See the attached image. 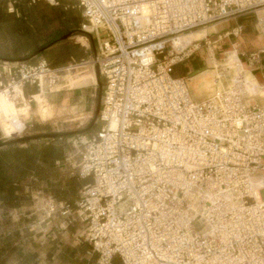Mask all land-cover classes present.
Returning <instances> with one entry per match:
<instances>
[{"label":"built area","instance_id":"built-area-1","mask_svg":"<svg viewBox=\"0 0 264 264\" xmlns=\"http://www.w3.org/2000/svg\"><path fill=\"white\" fill-rule=\"evenodd\" d=\"M78 7L82 30L98 42L81 63L98 65L104 80L101 125L74 136L55 161L88 182L74 204L42 197L48 216L82 224L98 264H264V105L246 102V72L240 61L229 65L228 54L220 75L234 67L229 82L221 86L217 76L219 85L194 99L175 66L201 45L174 46L198 27L249 13L264 29V0H78ZM204 47L219 62L212 42ZM62 70L42 57L0 59V102L24 105L28 86L52 91Z\"/></svg>","mask_w":264,"mask_h":264},{"label":"rangeland","instance_id":"rangeland-1","mask_svg":"<svg viewBox=\"0 0 264 264\" xmlns=\"http://www.w3.org/2000/svg\"><path fill=\"white\" fill-rule=\"evenodd\" d=\"M59 2V5H52L47 0L37 1L38 4L31 7L26 20L29 22L27 31L20 36L11 33V29L18 27L14 22V18L18 17L17 10L14 13L9 12L8 0H0V57L26 58L37 48L68 34L76 26L82 30V24H71L73 18L80 19L81 23L85 22L83 11L78 7V0H59ZM15 7L17 9L18 3ZM18 13L21 14V9ZM250 20L253 22L256 20L255 13L251 14ZM217 23L219 22L198 27L175 39L176 44L184 46L189 43H184L187 39L195 40L201 45L200 49L186 61L175 66V75L193 70L192 73L187 74L192 91L199 90L197 87L199 80L192 77L205 70L213 73L210 93L214 90V79L217 76L220 77L221 82L225 80L224 76L220 75L223 60L216 64L212 62L214 66H218L215 68L204 63V58L207 57L205 41H211L213 47L218 48L215 52L217 59H221L226 56L221 54L223 51L234 50L230 42L240 40L241 36L243 38L246 31L245 29L238 37L229 35L214 42L219 35L230 30L228 28L219 31L216 29ZM60 42L48 52L40 54L57 68H64L59 73V84L52 91L44 89L42 93L34 88L32 90L34 98L29 102L26 96L29 103L25 102L24 105L14 106L12 103H6L5 108L0 107V144L28 136L66 134L56 138L42 137L27 142H15L10 149L7 146L0 149V152L10 150L7 155L11 163L21 162V159L32 155L37 159L34 163L35 168L18 184V198L8 203L0 200V264H98V255L82 237L84 226L79 222L69 223L67 215L61 212L49 217L43 208L42 197L48 196L58 202L67 201L74 204L80 197L82 186L88 180H78L74 174L76 170L68 164L57 165L56 160L43 162L42 156L46 152L42 150L55 147L61 154L59 159H63L65 153L72 150L71 139L74 136L80 133H93L101 125L96 121L93 128L87 130L95 116L100 89L104 86L103 78L101 77L100 85L96 82L94 68L84 62H78L74 69L66 70L68 68L66 62L69 60L66 55L70 51L88 49L86 54L88 57L85 60L92 59L98 48V42L95 37L79 32ZM27 46L32 48L29 51H22ZM189 48L185 52H188ZM229 55L230 52L228 57ZM37 58L39 59L35 57L31 61L34 62ZM230 65L235 64L230 63ZM233 70L234 67L226 77L231 78ZM224 84L226 85L225 82ZM14 123H17V127L9 136L5 133L4 127ZM11 172L14 173L15 169ZM113 264H122V262L119 258H115Z\"/></svg>","mask_w":264,"mask_h":264},{"label":"crops","instance_id":"crops-1","mask_svg":"<svg viewBox=\"0 0 264 264\" xmlns=\"http://www.w3.org/2000/svg\"><path fill=\"white\" fill-rule=\"evenodd\" d=\"M11 1H16L15 4H17V0H8L7 4L9 5V3ZM29 4H32L31 0H29ZM18 11L19 10L17 8V15L19 16L20 14L18 13ZM251 14H253V13L244 14V15L238 16L236 18H231L229 20H224V21L217 23L216 29H218L219 31H224L228 28H230V30L227 31L226 33L222 34V35H219L218 39L215 40L214 42H218L219 40H221L224 37L227 38L229 35H233L231 32L237 26H239V25L244 26V30L246 29V31L243 35V38L241 36V37H239L240 40L237 39L236 42H233V43L230 42L231 47H234V49H236L237 51H234V50H231L232 52L230 50L229 51H223L221 54H228L230 52V55L228 57L230 62L235 63L239 59L241 65H242V68L245 70L247 80L249 81L248 93L245 95L246 102L249 104L264 105V53L261 54L260 59L258 61H256L255 63H250L248 60V54L249 53L264 50V29H260L257 26L256 20L254 22L252 20H250ZM232 22H234V23H232ZM226 24H228V25H226ZM235 37H237V36H235ZM190 41H191L190 39H187V40H185L184 43H188ZM59 43H61V42H59ZM56 44H58V43H56ZM53 46L48 48L46 51H49ZM216 49H218V48H216V46H215L214 47V53H215L216 58H217V53L215 52ZM87 53H88V49H85L83 51H81V50H73L72 51V54L77 59L87 58L88 57V55H86ZM206 55H207V57L204 58V60H205L204 63L207 66L212 67L213 66L212 62L214 64H216L215 59L213 61H211L210 55L208 52L206 53ZM35 57L40 58L42 56L37 55ZM35 57H32L30 59V61L33 60ZM223 59L224 58L217 59V60L221 61ZM49 63L51 65H53L51 62H49ZM185 66L188 67V65H185ZM194 69H196V68H194ZM208 71L209 70H205L202 73H199L196 76L192 77V78L196 77L199 80V82H197V87L199 89L198 92L192 91L190 88V85H189L191 94H192L193 98L196 100L204 99L205 97H207L210 94V90L212 88V83H213V79H212L213 73L208 72ZM192 72H193L192 69L186 70L185 74H182V75L178 74L177 76H186L187 77V74H190ZM229 79L230 78L225 77L224 82L227 84L229 82ZM224 82H221V84L223 86L225 85ZM218 85H219V83H217L214 79V89ZM33 89H34L33 87L28 86L26 88V95L27 96L33 95L34 94L32 92ZM16 127H17V123H14L12 125H6L4 127V131H5V133H7L10 136L12 134V132L15 131ZM2 148L3 147H0V149H2Z\"/></svg>","mask_w":264,"mask_h":264},{"label":"trees","instance_id":"trees-1","mask_svg":"<svg viewBox=\"0 0 264 264\" xmlns=\"http://www.w3.org/2000/svg\"><path fill=\"white\" fill-rule=\"evenodd\" d=\"M17 3H18V7H17L18 10L21 9V14L17 18H14V22L17 23L18 27H16V29L13 28V30L11 29V33H13L14 35L17 34V35L21 36V35H23V33H25L27 31V24L29 22L26 20H28L29 12L32 9L31 7H33L34 5H37L38 3L36 2V3L29 4V0H17ZM19 4L21 7H19ZM71 21H72L71 24H73V25H80L82 22L80 19H77V18H73V19H71ZM13 27H15V26H13ZM71 31H76L79 33H85L80 28H77V26ZM57 39L58 38L54 39L53 41H55ZM53 41H51V42H53ZM48 44H46V45H48ZM46 45H44V46H46ZM44 46L37 48L36 50H34V52L43 48ZM31 48H32V46H30V47L27 46V47L23 48L22 51H29ZM45 52H46V50L43 51L42 53H45ZM33 54L30 55L29 57H32ZM66 56L69 57V60L66 62V65L70 61H75L78 63V62H82L83 60H85V59L75 58L74 55L72 54V51H70L69 54H67ZM29 57H26V58H29ZM0 59L19 60V59H24V58L11 59V58L0 57ZM52 66L56 67L54 65H52ZM93 126H92V128H93ZM27 141H29V140H26L24 142H27ZM4 146H7L10 149V147L14 146V144L10 143V144L0 145V147H4ZM9 151L10 150H8V151L4 150V152H0V200L2 202H5V203H8L9 201L15 200L18 198V186H19L18 184L23 179H25L28 176V174L35 168L34 163L37 161L36 156L32 155V156H28L27 158H25L23 160L21 159V162L11 163L9 161V157L7 155L10 153ZM21 151H24V149H21ZM42 151L46 152L42 156L43 157L42 161L45 163L53 162V161H55L61 157L59 150L56 149L55 147H50V148L44 149ZM13 169H15L14 173L11 172V170H13Z\"/></svg>","mask_w":264,"mask_h":264},{"label":"water","instance_id":"water-1","mask_svg":"<svg viewBox=\"0 0 264 264\" xmlns=\"http://www.w3.org/2000/svg\"><path fill=\"white\" fill-rule=\"evenodd\" d=\"M74 33H76V31H71L68 34L61 36L57 40L49 43L48 45H46L43 48H41V49L37 50L36 52H34L32 57H35V56L39 55L40 53H42L43 51L47 50L48 48H50L51 46L55 45L56 43L67 39L68 37H70ZM32 57L24 58L22 60H30ZM1 60H8V59H1ZM95 73H96V76H97V82L101 85V74H100V69H99L98 65L95 66ZM101 100H102V89H100V94H99V98H98V102H97L96 110H95V116H94L93 120L91 121L90 126L87 128V130H90L92 128V126L95 125L96 121H98V116H99V112H100V109H101ZM81 132H84V131H81ZM71 133H74V132H71ZM64 135H66V134L65 133H59V134H42V135L28 136V137H23L21 139L7 140V141L1 143L0 145H2V144H10V143H15V142H21V141H26V140H31V139H40L42 137H53V138H56V137H62Z\"/></svg>","mask_w":264,"mask_h":264},{"label":"bare ground","instance_id":"bare-ground-1","mask_svg":"<svg viewBox=\"0 0 264 264\" xmlns=\"http://www.w3.org/2000/svg\"><path fill=\"white\" fill-rule=\"evenodd\" d=\"M192 32V31H191ZM189 33V32H188ZM188 33H186V34H188ZM183 35H185V34H183ZM183 35H181V36H183ZM181 36H179L178 38H180ZM176 39V38H175ZM175 39H174V46H176V47H185V46H187V45H189L192 41H194V40H192L191 42H189L187 45H183V44H176V42H175ZM213 61V60H212ZM239 61V59L236 61V62H238ZM215 62L217 63V61L215 60ZM236 62L234 63V64H236ZM230 60H229V58H228V64L230 65ZM95 73V72H94ZM95 78H96V82H97V76H96V73H95ZM247 78V77H246ZM247 82H248V84H247V91H248V86H249V81L247 80ZM24 102H28L27 101V99L26 98H24ZM6 103H12V102H10V101H7V100H5V99H1V102H0V107H4L5 108V106H6ZM29 103V102H28ZM12 104H14V103H12ZM14 106H17V105H15L14 104Z\"/></svg>","mask_w":264,"mask_h":264}]
</instances>
